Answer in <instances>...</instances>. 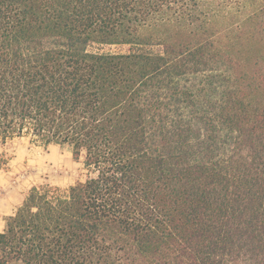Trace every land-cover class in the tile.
I'll list each match as a JSON object with an SVG mask.
<instances>
[{
  "label": "trees",
  "instance_id": "obj_1",
  "mask_svg": "<svg viewBox=\"0 0 264 264\" xmlns=\"http://www.w3.org/2000/svg\"><path fill=\"white\" fill-rule=\"evenodd\" d=\"M23 136L87 175L31 189L0 264H264V0H0Z\"/></svg>",
  "mask_w": 264,
  "mask_h": 264
},
{
  "label": "rangeland",
  "instance_id": "obj_2",
  "mask_svg": "<svg viewBox=\"0 0 264 264\" xmlns=\"http://www.w3.org/2000/svg\"><path fill=\"white\" fill-rule=\"evenodd\" d=\"M93 49L116 51L125 47L95 45ZM0 169L7 173L0 192L24 194L25 198L33 187L41 192L66 195L71 185L87 175L83 160H75L69 146L45 145L30 136L0 141Z\"/></svg>",
  "mask_w": 264,
  "mask_h": 264
},
{
  "label": "crops",
  "instance_id": "obj_3",
  "mask_svg": "<svg viewBox=\"0 0 264 264\" xmlns=\"http://www.w3.org/2000/svg\"><path fill=\"white\" fill-rule=\"evenodd\" d=\"M7 175L5 172L3 174L2 169H0V188L2 187V181L3 177ZM8 187V186H4ZM25 199L24 194H12V195H4L3 193L0 192V232L3 231L5 227V220L4 218L6 216H9L13 214L17 208L22 204V202Z\"/></svg>",
  "mask_w": 264,
  "mask_h": 264
}]
</instances>
